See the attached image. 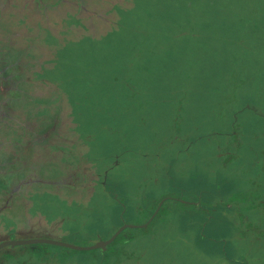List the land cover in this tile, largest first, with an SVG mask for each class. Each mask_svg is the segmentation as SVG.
Segmentation results:
<instances>
[{"label": "rangeland", "instance_id": "1", "mask_svg": "<svg viewBox=\"0 0 264 264\" xmlns=\"http://www.w3.org/2000/svg\"><path fill=\"white\" fill-rule=\"evenodd\" d=\"M56 1L0 17V88L19 95L16 127L0 102V154L40 191L34 224L79 244L137 224L97 264H264V0ZM99 173L114 196L93 195ZM75 188L91 195L82 210ZM69 248L51 264H95Z\"/></svg>", "mask_w": 264, "mask_h": 264}, {"label": "trees", "instance_id": "2", "mask_svg": "<svg viewBox=\"0 0 264 264\" xmlns=\"http://www.w3.org/2000/svg\"><path fill=\"white\" fill-rule=\"evenodd\" d=\"M9 1H12V0H1L0 17L2 16L1 7H3L5 11V8H7ZM59 1L61 2L62 0H57L56 2H59ZM2 26L3 25L0 22L1 31L3 28ZM64 34H67V33L65 32L61 33V37ZM7 44H8V41H7ZM18 45L19 44H17V46ZM25 48H26V54L28 53V50L30 52L31 50L30 46L27 45ZM9 51H12V50H9L8 47H6L4 38H0V65L7 62V59H5L4 56ZM17 53L23 55L24 50L17 51ZM24 55L23 56L19 55V56L21 59H24L25 57ZM4 97L9 98L6 100L5 103H6L7 109L9 110L8 118H10V119H7L5 123L6 124L7 122L11 123L14 126L16 125L19 118H17L18 115L16 113H13V111L18 113V107L13 106V104L19 102L18 100L19 95L15 93V90L12 91L11 89H9V91H7L6 89L0 88V102L3 101ZM99 101H100V96H99ZM99 101L96 103V100H95L94 102L96 104L94 105L97 106ZM95 108L96 107L92 108L91 111L86 112V119L93 120L95 117H97V110ZM2 109L4 110L3 107L0 110L2 111ZM1 113L2 114L0 115V121L3 120V117L6 116V113H4L3 111ZM15 133L17 132L12 133L11 135ZM5 134L6 133L2 132V128H1L0 137L2 139L6 138ZM1 144H2V141L0 142V145ZM3 154L4 152L0 154V240L3 238L11 237V236L28 237V236L40 235V236L55 237L54 235H51V233H53V231L51 230V227L46 226V225H35L34 224V222L37 219V216L31 213L28 210V207L30 206L32 201L35 200L34 197H31L33 196V193H39L40 191L37 192L32 188V185L34 183V180L32 177L29 179L21 180L20 177H18V170L17 172H15L16 168L21 165V158L20 157L19 159L11 158V157L6 158V155L5 154L3 155ZM25 180L27 181L24 182ZM95 182H96L95 187L91 188V190L94 192L93 195H97V191L95 190L96 187H98L99 190L100 189L104 190V192L106 193H109V192L111 194L113 193L110 191V187L108 186V183L107 182L104 183L100 180V173ZM37 183L40 185L47 186L50 182H37ZM13 184H15L14 189L11 188ZM22 188H25V190L32 189V191L33 190L34 191L32 193L31 192L28 193V191H22L23 190ZM45 191H48V190H45ZM86 191H87L86 188L84 189L75 188L74 191H65L66 201L73 200L74 202L77 203V206L79 207V209L82 210L85 207V205H87L90 202V200L88 199L91 197V195L87 196ZM113 194L112 196H114ZM24 195L27 196V201H28L27 205L23 201ZM91 203H94V202L91 201ZM152 211L153 209L150 211V213ZM148 215L146 216V218L148 217ZM54 222L56 224V222H60V221L54 220ZM54 222L50 224H53ZM40 224H43V223L41 222ZM111 232L108 233V236L109 234H111ZM67 233L70 235L71 238L76 237L74 235L75 232H67ZM119 234H117V236L108 244L107 248L103 251L104 253L108 252V253H111V255H113L112 251H116V248L113 242L116 240V238L119 237ZM88 235L89 236L84 240V243H91L97 239L96 232L92 231ZM66 249H70V248L63 246V245H56V244L45 243V242L20 244L14 247H11L10 245H5L4 247L0 248V255H1L0 264H51V262L53 261L52 258H55L56 260L60 256V254L64 255L65 253H67V251H64ZM91 249L92 250L86 249L90 251L89 258H93L95 261V264H97L99 259L103 255L102 249L101 248H91Z\"/></svg>", "mask_w": 264, "mask_h": 264}, {"label": "water", "instance_id": "3", "mask_svg": "<svg viewBox=\"0 0 264 264\" xmlns=\"http://www.w3.org/2000/svg\"><path fill=\"white\" fill-rule=\"evenodd\" d=\"M164 199H165V197H163L158 202L157 207H155L153 212L150 214L149 218L144 223L139 224V225L144 226L151 220V218L155 215L160 204L162 203V201ZM136 225L137 224H131V223L124 222L121 225H119L108 237L102 238L101 236L98 235V238L94 242L88 243V244H79V243H75L72 241H68V240H64V239H58V238H54V237H50V236H38V235H36V236H29V237H19V238L10 237V238L2 239V240H0V248L4 247L5 245L15 246V245H19V244L45 242V243L63 245V246H67V247H71V248H75V249H91V248H98V247L105 249L106 245L108 243H110L117 236V234H119V232H121L125 227L136 226Z\"/></svg>", "mask_w": 264, "mask_h": 264}, {"label": "crops", "instance_id": "4", "mask_svg": "<svg viewBox=\"0 0 264 264\" xmlns=\"http://www.w3.org/2000/svg\"><path fill=\"white\" fill-rule=\"evenodd\" d=\"M136 93V92H135ZM125 93L124 94H117V95H115V97H116V102H118L119 103V101H121V100H124L123 98H125ZM141 95V94H140ZM136 98H140V96H139V94H138V96H136ZM136 98L134 99L135 100V102H136V106L137 105H139L141 108H143V103L142 102H144V103H146L147 102V99H140L139 101L138 100H136ZM130 101H133L132 99H129L128 98V100H127V102L129 103ZM120 106H121V104H120ZM164 105H161V107L162 108H164L163 107ZM149 108V105H147L146 107H144L143 109H148ZM120 109V108H119ZM130 123H132V124H134V127L137 129L136 131H137V135L141 132V133H144V134H146L147 132H148V127H149V125L146 127L144 124H140L139 122H135V121H129ZM143 127H145V128H143ZM118 163H119V160H118ZM115 163L113 162V165H114ZM110 168H112V166H107V167H105L104 169H103V171L105 170V173H107L108 171H109V169ZM104 175H106V174H104ZM105 181H106V179H104V183H105ZM153 212V211H152ZM151 212V213H152ZM150 213V214H151ZM156 214V213H155ZM149 218V217H148ZM147 218V219H148ZM152 219V218H151ZM34 236H36V235H34ZM101 236V235H100ZM102 250H105V249H102Z\"/></svg>", "mask_w": 264, "mask_h": 264}]
</instances>
